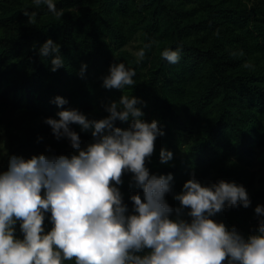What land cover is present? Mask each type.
<instances>
[{
    "label": "trees",
    "instance_id": "1",
    "mask_svg": "<svg viewBox=\"0 0 264 264\" xmlns=\"http://www.w3.org/2000/svg\"><path fill=\"white\" fill-rule=\"evenodd\" d=\"M61 19L33 0H0V131L9 154L57 155L74 150L57 141L43 123L60 109L51 101L60 96L89 118L107 115L101 103L131 95L145 102L143 119L158 121L165 133L155 141L146 162L150 173H171L180 192L194 172L202 185L218 180L243 185L251 199L212 217L245 236L256 225L254 208L264 205V0H54ZM36 12L33 19L23 15ZM60 45L64 67L50 71V58L38 55L46 39ZM145 45H150L144 48ZM145 57L137 63V53ZM179 49L180 60L169 64L160 53ZM244 55H239L240 52ZM236 53V55H232ZM124 62L134 69L136 85L105 89L101 77L109 65ZM245 62L252 69L243 67ZM87 68L78 75L81 64ZM126 128V123L116 122ZM83 142L90 132L72 125ZM42 137V139H38ZM161 148L173 153L159 162ZM4 147L0 145V153ZM7 169V161L0 172ZM120 191L131 211L129 187ZM167 202L178 207L171 195ZM51 224L45 219V230ZM17 235H19L17 226ZM65 264H74L66 261Z\"/></svg>",
    "mask_w": 264,
    "mask_h": 264
},
{
    "label": "clouds",
    "instance_id": "2",
    "mask_svg": "<svg viewBox=\"0 0 264 264\" xmlns=\"http://www.w3.org/2000/svg\"><path fill=\"white\" fill-rule=\"evenodd\" d=\"M33 4L46 5L58 20L64 14L54 0H33ZM23 15L34 22L37 14L25 10ZM144 48L137 53V63L145 57ZM38 55L50 58L52 72L65 66L60 45L50 38ZM160 56L169 64L181 58L179 49L170 48ZM243 67L254 66L245 62ZM86 68L82 63L81 78ZM135 76L124 62H114L101 77L102 87L132 88ZM51 102L60 109L58 118L47 117L43 123L55 140H66L75 154L57 155L46 146L45 153L25 159L7 152L0 131L7 159V169L0 172V264H264V205L255 206L256 225L247 236L212 219L251 206L243 185L222 179L202 185L190 172L177 193L171 173H150L146 162L155 151L156 139L165 133L158 121L143 119L142 99L122 94L118 100L102 102L107 115L100 119L63 108L68 103L63 97ZM117 121L127 127L116 126ZM72 125L90 132L92 142L82 148ZM172 159L173 153L161 148L159 162L168 164ZM129 173V187L142 190V196L140 192L129 195L131 211L120 191ZM167 195L179 206H171ZM46 218L51 224L48 231Z\"/></svg>",
    "mask_w": 264,
    "mask_h": 264
},
{
    "label": "rangeland",
    "instance_id": "3",
    "mask_svg": "<svg viewBox=\"0 0 264 264\" xmlns=\"http://www.w3.org/2000/svg\"><path fill=\"white\" fill-rule=\"evenodd\" d=\"M90 143V142H83L81 147L83 148L85 146V144ZM7 159L5 156V152L4 149L2 150V153H0V170L3 169L4 164L6 163Z\"/></svg>",
    "mask_w": 264,
    "mask_h": 264
}]
</instances>
